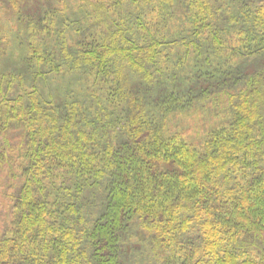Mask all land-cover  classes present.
Returning <instances> with one entry per match:
<instances>
[{"label": "trees", "instance_id": "1", "mask_svg": "<svg viewBox=\"0 0 264 264\" xmlns=\"http://www.w3.org/2000/svg\"><path fill=\"white\" fill-rule=\"evenodd\" d=\"M143 1L149 0H77L95 20L82 22L88 26L83 39L58 31L50 51L43 48L52 35L49 15L37 16L34 7L36 16L26 18L23 40L34 78L81 68L90 102L66 101L62 109L43 101L21 75L0 71V131L11 122L24 126L28 148L21 152L30 164L0 238V264H131L121 253L131 243L135 221L149 234L150 264H264V166L258 164L264 162V66L256 72L250 65L237 92L214 93L230 119L197 144L189 142L173 125L183 100L163 91L148 102L139 86L151 88L154 74L168 68L167 48L198 50L199 24L215 48H226L221 54L234 49L212 26L214 12L206 0L188 1L194 23L189 43L169 42L165 27L153 31ZM128 3L138 6L132 10ZM10 5L12 16L19 13V0ZM252 28L242 33L248 43L244 57L264 48V0L252 9ZM15 80L18 93L11 96ZM232 173L237 180L229 185ZM45 179L55 187L61 183L59 206L54 198H36L32 183L42 189ZM96 189L102 192L97 214L93 209L85 218L79 205ZM191 221L201 237L184 261L178 237Z\"/></svg>", "mask_w": 264, "mask_h": 264}, {"label": "rangeland", "instance_id": "2", "mask_svg": "<svg viewBox=\"0 0 264 264\" xmlns=\"http://www.w3.org/2000/svg\"><path fill=\"white\" fill-rule=\"evenodd\" d=\"M19 1L21 2L19 13L14 10V15L12 16L11 0H0V71L21 75L25 81V86L28 87L34 84L37 87L43 101H50L58 107L60 104L62 105L60 107L62 109L66 101L78 100L90 102L89 93H86L88 89H86V85L89 86V83L81 68L66 69L63 67L62 71L34 78V65L32 68V64L28 61L30 56L23 40V26L27 23L26 18L33 16L32 9L34 7L37 16L38 11L41 15H49L53 24L52 35L43 48L45 51H50L56 43L58 31L66 29L67 38L70 40L83 39L84 32H87L88 26L82 22L86 18H93L92 20H95L94 17L77 0ZM188 1H143L148 25L152 26L154 28L152 30L155 32H159L162 27H165L166 38H168L169 42L185 39L189 43V39L193 36L194 23L191 18L192 13L190 12ZM206 1L212 12H214L211 19L212 26L215 27L223 42L226 43V40L228 41V49L230 51L234 49L233 53L225 50L221 54V50L226 48H215L211 44L209 37L203 34L202 24H199L200 39L198 44L200 47L198 50L193 52L191 47L186 50L180 45L167 48L171 56L168 59V56L163 59L165 61L167 59L166 64L168 68L154 74V77L157 79L156 83H158H155L151 88L145 85L139 86L142 89V95L144 94L148 102L153 101L163 91L168 92V95H172L173 100L179 97L182 98L178 100H183V112H180L182 115L173 119V125L184 130L189 142L196 144L207 135H210L209 132L213 128L230 119L229 114L227 112L224 113L225 110H223V106L220 104V99H218L220 98V94L215 95L214 93L222 89L237 92L238 90L234 89L240 85L238 84L240 81L244 80L246 69L250 65L254 67L256 72L264 66V48L262 50L260 48L254 50V53H250L253 56H242L246 54L243 47L248 45L247 41H245L246 36L242 35V33L243 31L246 33L249 29L253 30L252 9L256 8L262 0ZM137 6L138 4L134 5L130 3L129 5L128 3L126 7L133 10ZM34 16H36V13ZM153 17L156 21L152 22L150 20ZM19 18L20 20H18ZM92 23L90 25L93 29ZM96 29L97 27H95ZM235 38H240V42L238 43ZM252 39L254 38L249 35V42ZM234 41L237 42V45L230 46ZM256 43L251 46H255ZM54 50H57V48ZM259 51L262 53L257 54L259 57L255 58L257 55L254 56V54ZM231 57L234 59H231ZM227 61L231 64L227 65L229 64ZM177 64L180 66L177 67ZM234 67H237L234 73L228 74L223 72ZM50 68L49 65H41L42 70L48 71ZM175 68L177 69L176 71ZM15 82L12 85L14 86V90L11 96H15L18 93V90L15 89L17 81L15 80ZM210 82L212 83L210 84ZM204 89L205 92L203 91ZM221 101L225 102V97H222ZM146 108L149 110V107ZM194 110L197 112H192ZM27 139L24 126L16 122H11L7 129L0 131V238L10 226L14 211L12 208L15 206V202L24 186V170L30 167L28 156H24V153L21 152L28 148L26 147ZM258 164L259 166H264V162L262 161H259ZM232 175L233 173L230 178ZM235 180L237 179L233 175L232 179L229 182L227 181V184H235ZM48 181L44 180L42 189H39L40 185L32 183V190H34L38 200H43L46 197H49L51 200L54 198L56 206H59L62 195L61 183L56 182L58 185L55 187L53 180ZM37 190L41 191V193H38ZM101 195V190L96 189L89 196L86 203L84 200L81 202L82 205H79V207L82 209L85 218L92 215L91 211L93 209L95 215L97 214ZM14 221L12 224H14ZM131 234V243L123 246L126 247L128 245V248L122 249L121 254L123 258L128 259L131 264H150V258L154 256L153 247L149 241L150 237H148L149 234L145 233L141 228V224L136 221L133 224ZM199 237H201L199 226L195 221H191L189 228L178 237L179 245L181 244L184 248V261L188 257L193 256L188 254L189 252L192 253L195 245L197 246ZM178 260L172 259V262H177ZM178 264L182 263L178 262Z\"/></svg>", "mask_w": 264, "mask_h": 264}]
</instances>
